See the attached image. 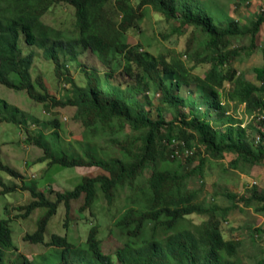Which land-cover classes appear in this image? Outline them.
<instances>
[{"label": "trees", "instance_id": "1", "mask_svg": "<svg viewBox=\"0 0 264 264\" xmlns=\"http://www.w3.org/2000/svg\"><path fill=\"white\" fill-rule=\"evenodd\" d=\"M62 3L75 9L74 35L43 19L55 5ZM111 7L118 18L109 12ZM151 10L174 21L178 25L174 31L178 34H182L184 27L193 26L207 35L205 56L198 60L212 64L204 77L194 74L178 56L155 57L130 44L129 30L142 23ZM250 22L246 26L226 15L216 16L204 0H0V83L10 89L25 90L35 101H51L54 107H76L89 135L66 141L59 118L40 122L1 97L0 123L24 127L31 121L37 123L40 128L29 134L26 141L43 150L39 162L47 161L59 167H99L108 172L84 176L72 190L50 188L48 193L55 194V199L36 182L23 185L24 190L30 191L31 200L16 208L19 215L27 218L36 210H43L36 230L27 233L24 240L44 243L49 222L61 203L68 209L72 200L84 195L80 208L83 212L93 207L101 193L112 204L118 189L149 172L144 186L138 187L139 191L114 220V227L124 241L114 256L104 252L99 227L93 226L85 241L74 243L67 235L52 234L47 252L32 260L20 253L12 262L8 253L17 248L10 221L3 218L0 219V264H242L237 258L241 242L226 239L220 220L214 217L226 216L229 209L221 210L216 205L205 206L197 201L198 192L188 188L184 162L176 151L182 152L185 146L190 148L192 141L197 140L212 159L234 154L231 163L235 168L264 164V120L259 118L258 125L250 122L243 125L226 106L231 101L246 105L251 102L258 113L264 110V64L253 69L259 84L250 82L231 67L241 52L227 48L230 39L241 34H250L254 41L264 24V13ZM22 43L42 49L53 60L57 75L70 87L66 101L51 97L42 78L33 77L36 53L31 50L24 54ZM86 50L106 70L102 79L84 69L87 80L80 85L68 76L69 72H62L65 64L60 62V55L75 61ZM119 58L124 62L121 71H118ZM134 82L141 83L146 93L153 88L160 91L163 101L175 109L193 103L190 98L180 96L184 85L195 86L190 96H204V109L194 108L189 114L180 115L181 142L180 137L171 134V127L166 133L161 132L164 120L152 117L145 108L146 102L126 90L125 85ZM226 82L232 88L223 90ZM147 103H151L148 97ZM157 111L159 117L163 110ZM127 127L136 134L126 133ZM249 132L258 135L254 138ZM103 138L117 144L118 150L104 149L100 144ZM200 159L199 164L207 158ZM0 171L22 176L2 160ZM17 185L6 183L0 176L3 187L0 194L17 190ZM228 195L247 205L257 201L264 209V193L257 189L247 197ZM208 213L212 217L200 224L188 218L191 214ZM256 232L264 233V229L257 228Z\"/></svg>", "mask_w": 264, "mask_h": 264}, {"label": "rangeland", "instance_id": "2", "mask_svg": "<svg viewBox=\"0 0 264 264\" xmlns=\"http://www.w3.org/2000/svg\"><path fill=\"white\" fill-rule=\"evenodd\" d=\"M215 11L216 16L226 15L228 18L243 25L251 24L259 14L264 13V0H204ZM112 16L118 18L115 9L111 7ZM44 21L54 27L64 30L67 34H76V16L74 7L62 3L55 5L44 17ZM178 25L174 21H168L161 13L151 10L148 16L136 28L129 30V42L133 47L141 51L148 52L152 56L166 55L179 57L192 69L194 74L204 77L212 64L209 62L198 63V60L205 56L207 35L193 26L184 27L182 34L174 31ZM24 54L34 50L36 58L32 67L34 78L41 77L46 91L51 97L57 100L66 101L69 85L65 84L62 78L57 75L55 63L48 59L42 49L29 47L21 44ZM229 49H238L240 57L236 58L231 67L237 71V75L246 80L259 84L253 69L264 64V24L252 40L250 34L234 36L228 43ZM118 71H121L124 62L118 59ZM60 62L65 64L62 72H69L76 83L82 85L86 82L83 70L86 69L96 73L98 78H104L103 72L106 67L102 66L100 60L91 51H84L78 59L71 60L64 54L60 55ZM227 68V67H225ZM125 77H122V79ZM126 90L131 94L137 95L138 100L146 102L144 105L149 114L154 118L164 120L161 132L166 133L171 127V134L181 138L179 119L182 113L189 114L190 109L205 108L204 96H190V91H195V86L184 85L180 90V96L190 98L192 104L182 105L173 108L163 101V95L154 88L146 93L142 84L139 82L125 85ZM232 88L230 82H226L223 90ZM146 94H148L146 96ZM0 97L10 104L25 111L30 116L40 120V122L59 118L63 123V136L66 141H76L87 137L85 126L81 118L78 117V109L71 105H60L54 107L52 103H43L31 99L25 90H14L0 83ZM147 97L151 103H147ZM194 98V99H193ZM255 100V97L253 98ZM226 105L230 113L241 120L243 125L259 124V114L255 105L249 102L236 103L231 101ZM162 108L163 112L158 117L157 109ZM40 126L31 121L27 127L19 126L11 122L0 123V160L19 171L22 176L15 177L0 171V176L8 184L16 182L17 190L0 194V219H9L13 229V241L16 250L8 253L9 260L15 262L18 254H23L30 260L40 254L47 252L50 247L47 245L52 234L67 235L69 240L74 243L85 241L89 231L93 226H98L99 237L102 240L105 253L115 255L118 249L124 245L122 236L114 227V220L122 211L125 204L130 200L139 186H144L149 172L137 177L133 184H126L118 189L115 200L109 204L105 197L100 193L96 203L91 209L80 211L84 204V195L79 199L72 200L67 209L61 203L57 213L52 217L47 227L44 243L25 241L27 233H33L37 228V220L43 210H36L29 217L23 218L16 209L18 206L30 202V191L24 190L23 185H36L44 190L47 195L55 199V194H49V189L55 191L72 190L81 183L84 176H96L108 174L99 167H59L50 165L49 162H39L43 156V150L36 145L29 144L26 138L34 133ZM131 135L136 134L129 127L125 130ZM250 136L256 138L258 133L249 132ZM177 144V142H175ZM101 146L113 152L118 150V145L108 138L100 140ZM192 146L181 150L178 156L184 162L183 171L188 176L186 183L188 188L198 192L197 201L205 206L216 205L222 209H229L226 216L214 215L221 222V229L226 239H234L241 242L237 258L242 264H262L264 262V233H257V228L264 229V209L262 204L256 202L250 205L230 197L228 194L237 196H250L254 189L264 193V164L255 166L233 167L231 161L235 158L234 154H225L221 159H212L204 146L197 140L192 141ZM189 151L192 153H189ZM189 153V155H188ZM193 155V156H192ZM192 156L190 158H187ZM200 157L207 158L204 163H200ZM15 185V184H14ZM3 189L0 186V191ZM212 217L208 214H191L190 220L196 224L207 221ZM15 264V263H14Z\"/></svg>", "mask_w": 264, "mask_h": 264}, {"label": "built area", "instance_id": "3", "mask_svg": "<svg viewBox=\"0 0 264 264\" xmlns=\"http://www.w3.org/2000/svg\"><path fill=\"white\" fill-rule=\"evenodd\" d=\"M258 114H259L260 119H263L264 120V110L260 111ZM189 153H191V152L189 151ZM189 153H188V155H189ZM176 154H179V152L176 151Z\"/></svg>", "mask_w": 264, "mask_h": 264}]
</instances>
